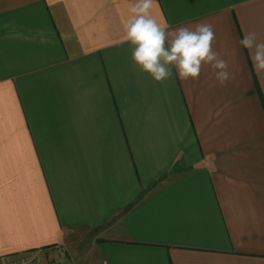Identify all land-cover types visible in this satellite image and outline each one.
<instances>
[{"label": "crops", "instance_id": "1", "mask_svg": "<svg viewBox=\"0 0 264 264\" xmlns=\"http://www.w3.org/2000/svg\"><path fill=\"white\" fill-rule=\"evenodd\" d=\"M135 0H0V264H264V0H155L213 25L225 85L155 81L132 59Z\"/></svg>", "mask_w": 264, "mask_h": 264}, {"label": "clouds", "instance_id": "2", "mask_svg": "<svg viewBox=\"0 0 264 264\" xmlns=\"http://www.w3.org/2000/svg\"><path fill=\"white\" fill-rule=\"evenodd\" d=\"M155 0H135L131 16L124 24V39L133 47L134 64L157 82L173 76V66L181 80L197 79L202 66L210 67L220 85H225L232 74L228 62L213 49V25L201 23L193 27L169 30L152 16ZM239 44L249 52L257 78L264 77V37L246 32ZM28 264V262H22Z\"/></svg>", "mask_w": 264, "mask_h": 264}, {"label": "built area", "instance_id": "3", "mask_svg": "<svg viewBox=\"0 0 264 264\" xmlns=\"http://www.w3.org/2000/svg\"><path fill=\"white\" fill-rule=\"evenodd\" d=\"M35 260L36 257L33 255H21L19 257H11L6 264H22V262L32 264Z\"/></svg>", "mask_w": 264, "mask_h": 264}]
</instances>
